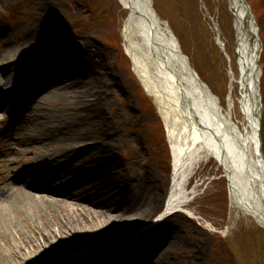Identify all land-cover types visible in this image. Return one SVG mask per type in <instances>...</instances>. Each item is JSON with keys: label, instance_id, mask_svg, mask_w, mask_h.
Here are the masks:
<instances>
[{"label": "bare ground", "instance_id": "obj_1", "mask_svg": "<svg viewBox=\"0 0 264 264\" xmlns=\"http://www.w3.org/2000/svg\"><path fill=\"white\" fill-rule=\"evenodd\" d=\"M40 1L42 10L47 0ZM117 1L122 9H127V0ZM228 1L232 9V30L237 38L239 57L238 63L235 56L229 55L231 68L233 64L237 67L235 71L230 70L229 86L231 90L238 84L243 91L242 110L241 115L238 114V121H235L231 92L226 107L212 102L209 98H202L193 81L196 77L191 76L193 73L197 77L199 75L195 73L167 22L156 12L145 13V17L141 15L138 18L135 14H130L127 20L128 32L123 38L130 53L129 58L135 75L145 90L158 101L167 127L173 160L169 193L160 214L139 227L136 225L159 207L156 193L148 195L142 210L133 215L137 221L129 223L125 228L120 227L130 222V219L123 220L126 221L123 223L122 219L117 221L104 214H96L94 218L80 221L69 217L62 210L74 205L81 207L83 205L79 206L78 203L83 202L110 208V199H113L115 205L122 204L125 202L126 192H130L135 184L130 185L131 175L126 177L124 187L114 181V172L120 170L123 165L122 161L116 158L114 147L122 130L118 126H111L110 129L103 111L106 104L100 78L96 75L106 74L105 67L101 61H94L97 56L90 53L89 45L85 44L87 41L83 40L82 44L80 43L82 46L76 42L70 44V41H65L55 47L53 63L49 65L47 77L39 86L38 83L33 85L34 90L27 97L32 105L28 106L24 119L18 121L15 117L11 121V128L9 126L6 143L1 152L11 159H14L10 154L11 150L9 151L11 146L23 147L22 152H33V162L31 163L30 159L24 166L26 171L18 181L13 182L16 187L12 186V191H0V208L5 212V222L11 214L17 216L18 213H23L24 224L29 226V229L33 227V231L37 230L41 236L48 234L45 244L39 246L48 251L46 262L58 258L68 250L67 246H62L61 236L52 235L54 228L63 227L73 232L107 229V234L120 231L121 234L126 232L129 235L122 240H108L110 246L98 252V246L107 242L79 248L75 251H92L93 255L72 259L74 261L69 264H197L198 254L186 257L176 249V244H172L173 229L169 235H165L167 233H164L163 227L161 231L160 228L170 215L183 212V207L191 195L187 188L193 172L212 151L219 153L216 159L220 157V153L225 154L221 163L229 173L231 207L244 218L253 221L264 234L261 51L257 46L259 42H253L255 22L250 23L251 17L238 0ZM132 11L130 13H133ZM247 16L249 32L253 34L247 32L244 27L243 21ZM46 19L42 22L48 26L50 20ZM43 24L41 23V26ZM224 50L228 53L225 47ZM1 54L0 51V56ZM7 57L11 66L19 65L27 59L20 58L14 51H9ZM18 69V72L10 74L7 81L0 80V86L11 84V80L16 76L30 79L29 84L33 83L30 67L21 66ZM47 88L49 92L46 96L57 97L64 114H57L54 109L47 111L42 107L47 98L44 99L45 96H41V92ZM4 106V102L0 101V110ZM178 108H184L185 113ZM169 119H172V125H169ZM6 120L5 116L0 122ZM182 121L186 123V128L188 127L187 134L184 131L185 124H182L184 128L178 125ZM199 121H205L204 142L200 138L201 132L195 127L201 126ZM214 130L220 134L219 140L222 143L217 141L219 146L212 143L215 140ZM51 147L53 152H50ZM17 153H20V150H17ZM134 237L139 238L135 244L130 242ZM142 239H145V242ZM142 243L143 249L136 250ZM68 254L60 257L61 261L57 264H67ZM176 255L178 260H172L171 256ZM25 256L24 253H12L6 258L5 264H35L32 261L34 257L24 259Z\"/></svg>", "mask_w": 264, "mask_h": 264}, {"label": "rangeland", "instance_id": "obj_2", "mask_svg": "<svg viewBox=\"0 0 264 264\" xmlns=\"http://www.w3.org/2000/svg\"><path fill=\"white\" fill-rule=\"evenodd\" d=\"M247 1L261 25L257 46L261 51L264 110V0ZM153 3L156 13L167 22L202 82L219 97L221 105L226 107L230 70L237 69L235 64L231 68L229 55L235 56L239 63L238 43L232 30V14L228 2L153 0ZM40 4V0H0V80L7 81L10 74L18 72L21 66L30 67L33 73V83L29 84L30 79L16 76L11 84L0 86V100L5 104L0 110V119L5 116L7 119L0 122V188L6 187L0 191L13 190V182L19 180L26 171L24 166L30 159L32 163L34 156L31 150L22 152L23 147L12 146L9 151L11 150L10 154L14 159L1 154L11 121L15 117L18 121L25 118L28 106L32 105L27 98L28 94L33 92L34 84L38 83L39 86L47 77L49 65L53 63L55 47L65 41H70V44L76 42L82 46L84 40L89 45L90 53L97 56L94 61H101L105 67L106 74L96 77L100 78L106 104L103 111L107 125L110 129L111 126H118L122 130L114 147L116 158L123 165L114 172V181L124 187L126 177L131 175L130 185L134 183L135 187L126 192V199L122 204L115 205L113 199H110V208L83 202L78 203L79 206L83 205L81 207L74 205L62 210L69 217L80 221L94 218L96 214H104L114 220L122 219L123 223L126 222L123 220L130 219V222L123 225L117 223L122 225L120 228H125L129 223L137 221L133 215L142 210L148 195L156 193L159 207L136 225L139 227L160 214L163 208L169 193L171 158L159 121L133 86L136 78L124 51L121 36L125 13L121 11L117 0H47L42 10ZM43 19L50 20L48 26L43 24ZM224 47L229 54L225 53ZM46 49L49 50L44 53ZM9 51L27 59L19 65L11 66L7 57ZM48 92L49 88L41 92V96L47 98L42 107L47 111L54 109L57 114H64L57 97L46 96ZM242 97V88L236 84L232 91L236 118L239 117L238 114L241 115ZM8 101L14 102L9 106ZM262 119L264 121V113ZM23 138L27 139L24 136ZM50 152H53V147ZM262 156L264 158V138ZM220 174L221 171L213 162H200L189 182L187 190L191 195L183 207V212L170 215L160 231L163 227L164 233H167L165 235H169L173 229L172 244H176V249L186 257L198 254L197 264H264V234L253 221L244 218L231 207L227 182ZM18 214H11L5 222V212L0 208V264H5L6 258L12 253H24L26 259L32 252H35L30 256L34 257L32 261L42 264L49 254L39 246L45 244L48 234L41 236L37 230L33 231V227L29 229L24 224V214ZM106 230L73 232L60 227L54 228L52 235L61 236L62 246L68 247L63 255L79 248L108 240H122L129 236L126 232L122 235L120 231L107 234ZM145 239L142 241L145 242ZM92 240L94 242H90ZM138 246L136 250L139 251L144 247L143 243ZM63 255L43 264L58 263ZM171 257L174 261L176 258L178 260L177 255Z\"/></svg>", "mask_w": 264, "mask_h": 264}]
</instances>
